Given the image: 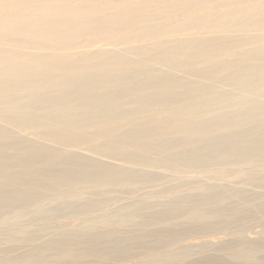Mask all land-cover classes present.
<instances>
[{
  "label": "bare ground",
  "instance_id": "obj_1",
  "mask_svg": "<svg viewBox=\"0 0 264 264\" xmlns=\"http://www.w3.org/2000/svg\"><path fill=\"white\" fill-rule=\"evenodd\" d=\"M263 162L264 0H0L4 242L91 216L112 191L229 174L241 185L161 184L157 202L22 255L2 250L0 264H103L162 248L178 250L145 264H264L263 242L190 262L193 248H178L264 212V178L251 175ZM56 252L66 260H46Z\"/></svg>",
  "mask_w": 264,
  "mask_h": 264
},
{
  "label": "rangeland",
  "instance_id": "obj_2",
  "mask_svg": "<svg viewBox=\"0 0 264 264\" xmlns=\"http://www.w3.org/2000/svg\"><path fill=\"white\" fill-rule=\"evenodd\" d=\"M110 161L113 162L114 160H110ZM211 169L212 170L214 169L213 171H215L217 167H213ZM251 175L264 178L263 177L264 176V162L260 164V166L257 167V169L252 170ZM222 178L221 179L215 178L216 180L213 179V181H206L203 179H199L197 180V184L196 183L192 184L193 181H190L191 179H186L185 181L180 180V181L184 183L183 191H189V190H192L193 188L195 189L197 187L204 186L206 185L205 184L206 182L207 184L210 182L213 184H218L219 186L221 185V187H224L225 185V188H234V187L241 186L240 182L236 178H234L233 175L229 174L228 176H225ZM178 180L179 179H177L176 181V179L173 178V179H169L165 181V183L164 182L160 183L159 185L157 184V185L145 186L141 188L142 190L139 189L135 191L134 193H132L131 195L129 194L123 195L121 193L118 194V192L112 191V193L110 192L111 194L109 193L108 195L105 196L106 198L104 197L98 201L97 209L99 208V210H97L93 215L91 214V216H87L86 218L60 220L55 223L53 222V223H50L49 226L47 227L48 230L47 228L43 230L39 226H35V227L31 226L27 230L29 233L31 232V234H29L30 235L29 239H32L34 241L33 243L31 242V240H28L26 242H21V243L15 242L14 240H11V241L9 240L7 243V242H4L0 236V252L2 250H7L11 252L9 253L10 254L9 256L22 255L26 253L27 251H29L30 247L32 249V246L37 247L39 245H42L44 242L47 241V239L53 238L55 237V235H58L64 232H69V231L83 230L86 226L91 224V222H93L94 220L98 218H101V216L106 213L115 214L124 207L130 206L133 204H139V203L144 202L145 200L157 202L161 198L160 193H161V190L165 188V186L167 187L175 186V182L177 183V185L182 184L180 181L178 183ZM161 184L165 186H161ZM87 191L91 193L93 192L92 189H89ZM87 191L83 193H85V195L90 194ZM109 195H111L112 198ZM107 198L109 199L106 200ZM255 213L252 215V217L249 218L250 220L249 219L242 220L243 222L241 220L236 221V222L230 220L226 222L225 225L221 229L214 230L213 233L212 231H210V232H205V233H196V234L187 236V238L185 237L179 241L178 248L180 247L181 248H186V247L193 248L192 255L189 257L190 258L189 262H190L193 260L195 261L199 260L201 256L202 257L212 256L216 250L220 249V247H223L227 243L241 242V240L264 243V212L262 213L255 212ZM28 223L29 222L23 221V220L20 221L19 223H16L14 225L15 227L14 228L12 227V229H14L15 231L13 233L10 232L11 239L13 236L17 235L16 233L18 229L25 230V226L27 227L29 226ZM1 227L3 228L4 225H0V228ZM45 230L47 231L45 232ZM198 246H201L203 248H200ZM176 250L178 249L162 248V249L154 250L150 253L139 251L133 254L129 258H126L123 260H108V261L103 262V264H145L150 256L157 255V254H164V253L167 254L170 251L175 252ZM2 256H4V254L0 253V257ZM65 258H67L65 254H63L62 252L61 253L56 252V253L50 254L46 260L49 262H53V261H58V260H66Z\"/></svg>",
  "mask_w": 264,
  "mask_h": 264
}]
</instances>
